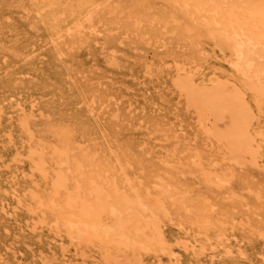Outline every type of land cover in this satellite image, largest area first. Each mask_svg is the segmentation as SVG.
I'll return each mask as SVG.
<instances>
[{
  "label": "bare ground",
  "instance_id": "bare-ground-1",
  "mask_svg": "<svg viewBox=\"0 0 264 264\" xmlns=\"http://www.w3.org/2000/svg\"><path fill=\"white\" fill-rule=\"evenodd\" d=\"M76 1L85 19L65 24L69 48L102 34L106 16L129 2L107 0L98 7L96 0ZM179 4L206 28L217 61L206 81L199 71L177 67L175 88L200 121H214L208 132L219 143L203 164L197 158L204 148L180 142L176 158L162 159L175 161L183 180H191L187 208L170 200L177 194L170 169L158 180L144 179L146 164L138 163L123 128L98 121L94 95L75 85L60 46L54 50L59 69L43 64L39 58L46 54L34 42L11 51L19 60L26 49L33 61L14 64L0 78V124L6 128L0 138V219L22 243L14 263L264 264V186L238 175V166L257 160L251 104L264 108V0ZM130 7L133 16L137 7ZM138 14L134 25L142 22ZM219 122L229 125L219 129Z\"/></svg>",
  "mask_w": 264,
  "mask_h": 264
},
{
  "label": "rangeland",
  "instance_id": "rangeland-1",
  "mask_svg": "<svg viewBox=\"0 0 264 264\" xmlns=\"http://www.w3.org/2000/svg\"><path fill=\"white\" fill-rule=\"evenodd\" d=\"M106 1L96 0V5L100 7ZM70 2L72 4L0 0V78L11 72L14 64L22 66L33 62L26 49L20 51L19 60L11 53L16 48H28L30 44L26 40L34 42L38 50L46 54L39 59L54 69L63 65L54 52L60 46L65 53L66 67L76 74L75 85L94 95L101 116L98 121L123 128L138 163L146 164L144 179L158 180L164 169H170L168 176L177 182V194L170 200L187 208L193 196L191 180H183L175 161L163 163L162 159L178 156V142L191 149L198 145L204 148L197 158L200 164L217 153L215 144L219 143L208 132L214 121H200L196 109L174 85L178 65L199 71L197 75L203 76L204 81L216 70L213 42L206 28L197 26L179 0H129L106 16L101 24L102 34H91L69 48L65 45L66 28L77 17L85 19L84 14L78 16L77 1ZM130 5L137 7L132 15L137 17L139 13L142 22L138 25L133 24L135 18L131 16ZM157 31L164 33L163 39L155 37ZM193 38L195 43L191 41ZM160 62L163 65L158 66ZM251 105L256 115L252 133L257 139V160L238 166V175L255 178L264 186V108L254 101ZM228 125L219 122L218 127L225 129ZM5 130L0 124V138L4 137ZM163 198L165 196L159 193L158 202ZM151 199L155 202L156 196L152 195ZM17 240L13 232L2 229L0 219V264H16V247L22 244ZM24 264L31 263L24 261Z\"/></svg>",
  "mask_w": 264,
  "mask_h": 264
}]
</instances>
